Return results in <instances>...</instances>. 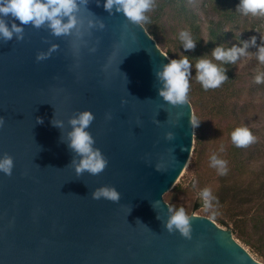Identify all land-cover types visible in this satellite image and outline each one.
Instances as JSON below:
<instances>
[{"label":"water","instance_id":"obj_1","mask_svg":"<svg viewBox=\"0 0 264 264\" xmlns=\"http://www.w3.org/2000/svg\"><path fill=\"white\" fill-rule=\"evenodd\" d=\"M87 9L106 23L86 36L95 53L82 45L77 56L74 37L30 24L23 40L0 42V155L14 159L11 176L0 172V264H264L209 217L189 215L191 240L163 227V194L192 155V105L172 107L158 96L155 69L170 58L143 25L96 0ZM51 44L57 50L38 61ZM84 109L95 114L89 131L108 159L99 175L76 174L51 123L56 115L70 128L68 117ZM104 184L120 191L119 203L92 198Z\"/></svg>","mask_w":264,"mask_h":264},{"label":"trees","instance_id":"obj_2","mask_svg":"<svg viewBox=\"0 0 264 264\" xmlns=\"http://www.w3.org/2000/svg\"><path fill=\"white\" fill-rule=\"evenodd\" d=\"M155 7L143 24L146 31L162 46L172 59L188 55L195 58L209 54L219 44L230 47L247 40V17L236 10L239 0H154ZM188 30L197 41L194 50H184L179 32ZM241 57L227 68L228 80L219 88L204 90L196 80L195 67L190 78L189 102L193 114L201 120L194 128L192 155L188 170L195 174L199 186L209 184L215 199V214L208 211L219 224L230 226L242 243L264 260V150L256 140L246 147H236L231 140L235 127L247 126L254 137L264 138V127L254 124L255 115H264V84L255 83L258 71H264L256 57ZM220 63V62H216ZM262 129V130H261ZM221 147L223 151H220ZM217 154L227 161L228 172L220 175L210 166ZM176 184L168 191L167 202L183 207ZM189 214V209H186Z\"/></svg>","mask_w":264,"mask_h":264},{"label":"clouds","instance_id":"obj_3","mask_svg":"<svg viewBox=\"0 0 264 264\" xmlns=\"http://www.w3.org/2000/svg\"><path fill=\"white\" fill-rule=\"evenodd\" d=\"M88 3L89 0H0V42L13 39L23 40L25 26L30 24L37 29L46 27L56 37H74L73 48L77 56H79L82 45L88 48V53H95L97 46L89 47L86 36H90L93 29H105L106 23L87 9ZM96 4L98 6L102 4L110 15L122 13L127 22L135 25L147 23L150 19L148 13L155 7L154 0H96ZM236 10L244 16H264V0H239ZM85 11L88 13L87 16L84 15ZM260 39L262 41L260 44L257 43L256 36L242 43L232 44L230 47L219 44L211 50V58L208 53L195 58L194 66L189 56L184 54H181L179 59L168 60L155 69L158 96L166 105L172 107L188 104L193 67L196 70L195 78L204 90L216 89L229 79L226 74L227 68L222 65H236L237 61L248 55L249 49L253 47L256 49V58L264 64V35H261ZM179 41L186 51L194 50L197 44L188 30L179 32ZM57 48V44H51L46 51H39L36 59L43 61L51 57ZM110 66V63H105L102 70L107 72ZM254 80L257 84L264 83V71H258ZM94 119L95 114L90 109H84L68 117L67 125L70 128L66 127L63 119H57L56 115L51 121L53 126L61 130V141L66 143L74 154L70 164L78 176L84 172L99 175L108 165V159L96 146L95 137L89 131ZM105 119L111 120L112 113L106 112ZM38 122L43 123V120L38 118ZM200 122L201 120H198L191 112V126L196 128ZM4 125L5 117L0 116V128ZM164 138L172 141L175 133L169 130ZM231 140L236 147H246L254 142L255 137L247 126H238L231 132ZM220 151H223L222 147ZM210 166L215 168L220 175H226L228 172L227 161L217 154L211 156ZM13 168V157L7 153L0 155V172L11 176ZM156 170L161 171L159 166H156ZM91 195L96 200L105 199L116 203L121 200L120 191L114 185L109 184L95 188ZM199 198L203 206L215 214L213 207L215 197L211 189L201 190ZM159 205V200L152 202L155 209ZM157 218L162 221L163 227L169 233L178 232L182 237L192 239L193 217L186 213L184 207L168 206L167 218L161 219L159 213ZM137 221L142 224L139 220Z\"/></svg>","mask_w":264,"mask_h":264},{"label":"rangeland","instance_id":"obj_4","mask_svg":"<svg viewBox=\"0 0 264 264\" xmlns=\"http://www.w3.org/2000/svg\"><path fill=\"white\" fill-rule=\"evenodd\" d=\"M247 22H246V26H247V32H248V38L247 40H249L252 36H256L257 37V43L260 44L262 43L260 37L261 35H264V16H252L249 15L247 17ZM149 34V33H148ZM153 38V37H152ZM154 39V38H153ZM156 42V41H155ZM157 48L164 53L165 55H167L170 59H172L165 51V49L160 46L159 44H157ZM252 49V53L251 56L256 57L255 55V51L256 49L253 47ZM258 60V59H257ZM259 61V60H258ZM264 84V83H263ZM255 126L257 128H261L264 127V115L263 114H259V115H255ZM262 130V129H261ZM256 140V145L258 147L261 148V150H264V138H262L260 135L255 137ZM191 158V157H190ZM190 161V160H189ZM189 164V163H188ZM188 167V165H187ZM185 168L184 171L182 172L181 176L179 177L178 181L176 184H181L183 189L182 191H180L179 193V202L180 204L183 205L184 208L189 209V214L188 215H203L206 217H209L210 219H212L213 221H215L212 218V215L209 214V210L206 209L203 204H202V200L199 198V193L201 190L208 188L209 189V184H206L204 186H199V184L197 183L196 180V176L195 174H192L191 172H189L188 168ZM175 184V185H176ZM167 194L168 191L166 193L163 194V199L164 201L170 206V204L167 202ZM219 226L228 229L230 228V226H224L222 224H219L217 221H215ZM231 229V228H230ZM241 242V241H240ZM242 243V242H241ZM244 244V243H243ZM245 245V244H244ZM246 246V245H245ZM248 248V250L250 251V253L259 261L264 263V260L257 254L255 253L252 249H250L248 246H246Z\"/></svg>","mask_w":264,"mask_h":264},{"label":"bare ground","instance_id":"obj_5","mask_svg":"<svg viewBox=\"0 0 264 264\" xmlns=\"http://www.w3.org/2000/svg\"><path fill=\"white\" fill-rule=\"evenodd\" d=\"M233 239H235V238H233Z\"/></svg>","mask_w":264,"mask_h":264}]
</instances>
